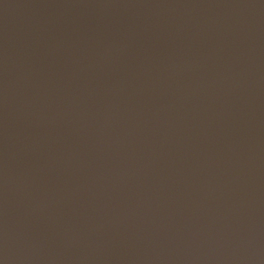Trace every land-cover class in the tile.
<instances>
[{
    "label": "water",
    "instance_id": "obj_1",
    "mask_svg": "<svg viewBox=\"0 0 264 264\" xmlns=\"http://www.w3.org/2000/svg\"><path fill=\"white\" fill-rule=\"evenodd\" d=\"M0 264H264V0H0Z\"/></svg>",
    "mask_w": 264,
    "mask_h": 264
}]
</instances>
